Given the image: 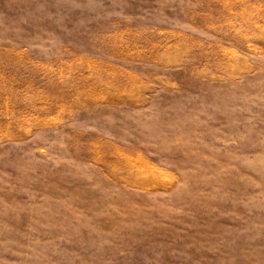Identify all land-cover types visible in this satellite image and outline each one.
I'll use <instances>...</instances> for the list:
<instances>
[{"label": "rangeland", "instance_id": "obj_1", "mask_svg": "<svg viewBox=\"0 0 264 264\" xmlns=\"http://www.w3.org/2000/svg\"><path fill=\"white\" fill-rule=\"evenodd\" d=\"M0 264H264V0H0Z\"/></svg>", "mask_w": 264, "mask_h": 264}]
</instances>
